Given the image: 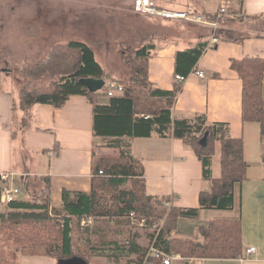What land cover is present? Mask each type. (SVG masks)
<instances>
[{"label":"trees","instance_id":"trees-1","mask_svg":"<svg viewBox=\"0 0 264 264\" xmlns=\"http://www.w3.org/2000/svg\"><path fill=\"white\" fill-rule=\"evenodd\" d=\"M235 1L240 2L241 6L245 2ZM190 12L202 14L212 22L218 21L220 28L216 37L219 40H235L225 38L231 31L221 28L222 22L234 20L233 18L218 19L217 14H207L197 8H191ZM250 20L264 22V18ZM207 28L212 32V39L213 30ZM122 46L128 48L123 57L127 66L134 71L135 77L129 82L118 81L124 88L120 95H108V85L115 80H109L106 71L97 61L94 49L74 40L52 48L35 68L44 69L27 75V82L16 91L13 103V120L16 126L13 127L12 139L18 145L23 133L32 129V110L36 106L51 105L61 109L72 96L88 99L93 114L92 182L89 193L64 190L61 208H50L29 200H16L6 205L3 211L0 210V264H21L22 257H47L56 261L69 259L75 256V233L80 232L84 219L95 217L98 223V218L116 217L122 220L132 214L148 220L149 229L155 220L167 216L161 232L157 235L151 233L147 237L149 243L154 242L155 248L165 256L180 255L185 259L221 261L243 257L246 250L241 220L211 221L207 227L200 229L202 242L171 237L181 219H198L201 211L207 209L234 208L235 187L242 185L247 179L248 165L244 158L243 139L231 138L229 126L225 124L208 125L203 116L174 119L173 109L182 85L175 83L173 91L153 88L149 81V60L154 50L153 43L137 48L128 43H123ZM207 48L208 42L200 37L192 48L178 51L175 75L186 78L190 76ZM231 68L243 82V122L258 123L264 139V58L232 60ZM89 78L104 80L103 90L91 93L81 82ZM3 81L6 80H1L0 92L3 91ZM37 82H42V85ZM20 113H24V117L20 118ZM207 133V143L202 145L200 142ZM153 136L181 140L195 152L203 166V178L211 183V189L200 195L199 208H181L169 197L147 194L144 164L131 154L129 148L134 140ZM101 141L115 143L104 146ZM217 141L221 143L222 149V174L219 179H214L212 160ZM106 148L118 149L119 154L109 155L105 153ZM1 181L0 175V202L2 193L11 185L10 182ZM169 203H172L170 210L166 207ZM126 222L122 224H129ZM105 223L109 225L110 221ZM120 225L121 222H117V226ZM119 230L125 232L124 242L118 239L108 242L109 228L85 230L86 233L81 238L85 245L80 244V257L89 263L93 257H98L111 259L116 263L133 258L135 264H163L159 258H149L146 263L149 247L139 243L140 237L135 233L131 235L130 228L119 227Z\"/></svg>","mask_w":264,"mask_h":264},{"label":"crops","instance_id":"crops-1","mask_svg":"<svg viewBox=\"0 0 264 264\" xmlns=\"http://www.w3.org/2000/svg\"><path fill=\"white\" fill-rule=\"evenodd\" d=\"M128 1L130 0L120 2L121 10H126L123 4ZM155 1L160 8L166 10L170 9L164 8L161 2L174 1L184 5V11L197 8L207 14H218L225 8L229 14H242L243 18L240 20L264 18V0H245L243 6L235 0ZM78 3L81 9V2ZM59 6L64 10L65 4ZM58 21L60 23L61 20ZM149 21L153 23L148 26L153 27L146 32L153 29L158 32L153 38L154 50L149 60V81L153 88L173 91L177 52L192 48L200 37L208 42V48L196 67L205 73L206 78L201 79L194 73L187 77L177 96L173 118L190 119L203 116L208 125L229 126L230 137L244 141V158L248 165L246 181L235 187V206L232 210L207 209L201 211L198 219H182L173 237L202 242L200 229L211 221L241 220L245 250L252 247L257 249L251 259L195 260L194 264H264V139L258 123L243 122V82L239 74L231 68L232 60L264 58V32H259L252 26L245 28L242 24L236 31L240 34L247 33V36L242 35L240 40L233 38L234 41L220 39L218 45L209 48L208 28L197 26V31L191 33L179 31L174 21ZM34 22L44 26L40 33L30 40L26 39V42L39 40L38 34L45 36L47 28L56 21H50L47 15L44 17L42 10L35 19H31L30 24ZM29 47L28 50L34 48ZM4 62L9 66L8 61ZM4 85L6 89L2 85L3 91L0 92V174H16L15 181H26L23 187L27 189L30 188L32 177L40 180L44 189L48 190L51 204L55 208L62 207L64 190L89 193L94 139L92 106L88 99L72 96L61 109L51 105L36 106L32 110V129L23 133L18 145L12 139L13 127L16 126L13 120L16 90L9 81ZM19 115L20 118L24 117V113ZM106 142L101 141V144L106 146ZM129 150L144 164L146 192L149 196L169 197L176 206L185 209L199 208L200 195L211 189V183L203 178L202 163L188 145L181 140L153 136L134 140ZM221 155V143L217 141L212 160L214 179H219L222 174ZM23 191L24 189L22 192L20 190L17 200ZM23 259L25 264L58 263L47 257H22L21 261ZM173 264H186V261L179 260Z\"/></svg>","mask_w":264,"mask_h":264},{"label":"rangeland","instance_id":"rangeland-1","mask_svg":"<svg viewBox=\"0 0 264 264\" xmlns=\"http://www.w3.org/2000/svg\"><path fill=\"white\" fill-rule=\"evenodd\" d=\"M78 1L81 2V9H79ZM120 2L123 3V0H0V70L3 71H0V77L6 80L3 83L6 84L7 81H9L11 86H14L16 91H19L22 85L27 82V75L44 69L40 67L41 69L35 70L36 65L40 63L44 56L46 57V54L52 51V48L57 45H65L73 40L85 43L94 49L97 61L106 71L109 80H115L117 83L118 81L129 82L131 79L133 80L135 77L134 71L127 66L123 57L126 53L125 49H128L126 46H122L123 43H126V45L128 43L134 46L133 48L141 47L143 44H151L153 43L151 38L158 35V32L155 29L146 32V30L152 29L153 26L148 25H151L153 22H150L151 20L149 21L145 16L134 13L133 1L131 2L130 0L123 4L126 9L124 10L123 8L124 11L121 10L122 4H120ZM63 4H65L64 10L59 6ZM161 5L164 8L174 11H184L185 9L184 5L174 1H163ZM42 10H44V17L47 15L50 21H56L54 24L56 26L53 25L47 28L45 36L38 34L37 38H39V40L36 39L33 43L26 42V39L30 40L37 33L41 32V28L44 24L40 26L39 22H34L33 24H30V22L31 19H35L38 12ZM235 16H237L236 13H231V18L234 20H226L221 23L222 29L224 28L231 31L225 38L240 39L242 35L247 36V33L240 34L236 31L238 26H242V24L245 28L252 26L259 32L264 31L263 21L248 20L244 22L240 20L243 18V15L239 19H236ZM58 20H61L60 23ZM175 24H177L179 31L191 33L197 31V26L209 27L195 23L187 24L176 22ZM211 34L212 32L209 33V35ZM29 46H33L34 48L28 50L30 48ZM4 60L9 62V66L5 65ZM33 83H35V81ZM4 84H2L3 88L6 89ZM37 84L42 85V82H37ZM104 100H106V98H104ZM113 143L115 142H106L107 145ZM105 153L116 156L119 154V151L118 149L106 148ZM11 175H14L13 180H9L11 184L15 187L17 186L21 192L24 189L19 200H29L51 208L52 204L48 195V190L44 189L40 180L32 177L29 185L30 188L27 189L23 187L26 181L24 183L21 181L16 182V175ZM166 207L170 210L172 203H169ZM5 208L6 205L1 203L0 210L3 211ZM36 213H40V211H36ZM137 217L138 216H135L134 219L126 217L128 220H119L116 217L111 219L98 218V223L97 218L92 217V222L89 226L83 227L81 225L79 229L80 232L75 233V256L80 257V244L85 245V243L82 242L83 239H81L82 235L86 233L84 231H90V229L93 230L94 228L102 230L109 228L110 235L108 236V242L115 241L116 239L124 242L125 239L123 235H125V232H121L119 227L130 228L131 235L134 233L137 234L138 237H140L138 240L139 243L149 247L150 241L147 240V237H149L151 233L152 235H157L161 232L167 216L155 220L151 229L147 228L148 220L144 218L146 221H143V218L138 217L137 219ZM107 220L110 221L109 225L108 223L104 224ZM126 221L129 224H122V222ZM180 221L177 229L171 235L172 238H174L173 234L179 228ZM117 222H121L119 227L117 226ZM183 229H185V227H183ZM183 260L186 261V264L187 262L194 264V261L199 259H185L181 257L180 261ZM21 264H25L24 259L21 261ZM89 264H135V262L133 258L124 259L116 263L111 259L93 257Z\"/></svg>","mask_w":264,"mask_h":264},{"label":"built area","instance_id":"built-area-1","mask_svg":"<svg viewBox=\"0 0 264 264\" xmlns=\"http://www.w3.org/2000/svg\"><path fill=\"white\" fill-rule=\"evenodd\" d=\"M133 11L134 13L146 16V17H152L153 19H163V20H170L174 22H184V23H195L199 25L209 26L213 30V36L212 39H210L209 48H213L216 45L219 44L220 40L216 37V32L220 28L219 22H212L207 20L202 14H192L189 11H171L166 10L163 8H160L153 0H134L133 2ZM223 17H231V14L228 13L227 9L223 8L221 9L218 14L217 18H223ZM242 17V14L235 16L236 19H239ZM194 74H196L199 78L205 79V73L201 70L195 69ZM186 77L181 75L175 76V83L183 85L186 81ZM124 91V88L122 85L116 82H111L108 85V95L109 96H115L120 95ZM14 175H11V173H5L1 175L2 183H7L13 180ZM19 190L15 188L12 184L9 188H6L1 196V202L0 204L8 205L14 201L17 200L19 196ZM135 214L130 215L132 219L135 218ZM143 221H146L143 219ZM142 221V222H143ZM92 218H86L82 221V226L87 227L89 224H91ZM257 253V249L255 247L249 248L245 251L243 257H241L242 261H247L252 258L253 255ZM149 258H159L162 259L163 264H173L174 262L181 260L180 255H171V256H165L160 250L155 248L154 242L149 245L148 248V256L146 259V263L148 262ZM187 264H193L191 262H187Z\"/></svg>","mask_w":264,"mask_h":264},{"label":"water","instance_id":"water-1","mask_svg":"<svg viewBox=\"0 0 264 264\" xmlns=\"http://www.w3.org/2000/svg\"><path fill=\"white\" fill-rule=\"evenodd\" d=\"M81 82L84 86L88 88V90L91 93L99 92L103 90V88L105 87V81L102 79L89 78V79H83ZM208 136L209 133H207L205 137L202 139V141L200 142L202 145H206ZM57 264H89V262L82 257L73 256L69 259L59 260Z\"/></svg>","mask_w":264,"mask_h":264}]
</instances>
